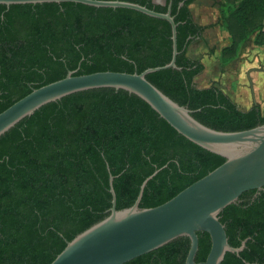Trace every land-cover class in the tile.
<instances>
[{"label": "trees", "instance_id": "obj_1", "mask_svg": "<svg viewBox=\"0 0 264 264\" xmlns=\"http://www.w3.org/2000/svg\"><path fill=\"white\" fill-rule=\"evenodd\" d=\"M166 13L171 3L177 32L176 68L146 75L162 93L191 110L204 126L223 132L264 124L258 103L241 109L216 85L198 88L204 70L187 54L207 26L190 5L197 0H120ZM228 44L221 69L250 43L264 48V0H208ZM170 24L124 8L72 2L0 4V112L33 89L74 75L141 73L169 63ZM224 162L177 133L142 99L124 90L98 88L43 105L0 136V264H50L66 243L109 214V175L116 210L158 206ZM228 243L221 264H264V187L240 195L219 214ZM194 258L203 262L210 238L198 232ZM188 237L124 264H185Z\"/></svg>", "mask_w": 264, "mask_h": 264}, {"label": "water", "instance_id": "obj_2", "mask_svg": "<svg viewBox=\"0 0 264 264\" xmlns=\"http://www.w3.org/2000/svg\"><path fill=\"white\" fill-rule=\"evenodd\" d=\"M51 2L124 8L165 20L171 28V59L164 66L147 68L141 73L103 71L74 75L76 71H68L64 78L31 90L0 112V136L43 105L81 91L113 88L136 95L177 133L224 158V162L168 201L152 208H139V203L146 183L158 170L142 182L133 205L122 210H116L113 176L109 175V214L67 242L50 264H124L179 237L190 240L185 264H221L226 253L238 255L244 249L245 241L239 247L229 245L219 214L235 203L242 193L264 187V124L235 132L208 128L191 116V110L171 100L146 79L147 74L176 68L177 25L171 15V3L166 13H159L120 0H0V4L7 7ZM250 86L252 89L251 83ZM198 232L209 235L210 249L205 260L196 263Z\"/></svg>", "mask_w": 264, "mask_h": 264}, {"label": "rangeland", "instance_id": "obj_3", "mask_svg": "<svg viewBox=\"0 0 264 264\" xmlns=\"http://www.w3.org/2000/svg\"><path fill=\"white\" fill-rule=\"evenodd\" d=\"M159 1L164 3V0ZM190 9L194 20L207 26L202 40L192 43L187 52L190 58L204 65L203 72L194 79L195 85L198 88L216 85L239 108L249 109L255 101L264 110V48L246 43L238 58L221 69L218 56L220 49L228 44V39L217 22V9L211 7L208 0H197L190 5Z\"/></svg>", "mask_w": 264, "mask_h": 264}, {"label": "crops", "instance_id": "obj_4", "mask_svg": "<svg viewBox=\"0 0 264 264\" xmlns=\"http://www.w3.org/2000/svg\"><path fill=\"white\" fill-rule=\"evenodd\" d=\"M155 4H160V5H162L163 3H161L159 0H152ZM164 2H165V0H164ZM193 18H194V16H193ZM263 91H264V86H263V89H262ZM262 99H263V97H262ZM260 103H261V100H258Z\"/></svg>", "mask_w": 264, "mask_h": 264}]
</instances>
